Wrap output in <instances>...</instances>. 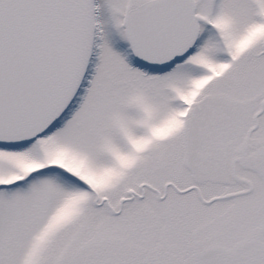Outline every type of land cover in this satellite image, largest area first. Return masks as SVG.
I'll return each mask as SVG.
<instances>
[{
    "label": "snow or ice",
    "instance_id": "snow-or-ice-1",
    "mask_svg": "<svg viewBox=\"0 0 264 264\" xmlns=\"http://www.w3.org/2000/svg\"><path fill=\"white\" fill-rule=\"evenodd\" d=\"M0 264H264V0H0Z\"/></svg>",
    "mask_w": 264,
    "mask_h": 264
}]
</instances>
